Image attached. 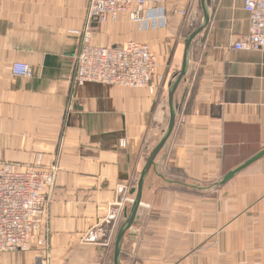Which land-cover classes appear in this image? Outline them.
Returning a JSON list of instances; mask_svg holds the SVG:
<instances>
[{
  "label": "crops",
  "instance_id": "1",
  "mask_svg": "<svg viewBox=\"0 0 264 264\" xmlns=\"http://www.w3.org/2000/svg\"><path fill=\"white\" fill-rule=\"evenodd\" d=\"M87 3L0 0V162L46 165L60 152L38 234L48 240L49 264H113L130 206L125 199L133 198L166 131L183 43L200 27L194 8L185 21L170 14L157 29L125 17L102 25L92 19L91 46L136 41L150 48L155 90L101 84L73 90L74 32L84 26ZM205 4L209 22L191 43L174 96L175 126L144 181L119 264H264V156L220 185L264 150V53L230 49L248 33L244 0ZM15 62L30 65L33 76L13 77ZM0 264H30V257L0 253Z\"/></svg>",
  "mask_w": 264,
  "mask_h": 264
},
{
  "label": "built area",
  "instance_id": "2",
  "mask_svg": "<svg viewBox=\"0 0 264 264\" xmlns=\"http://www.w3.org/2000/svg\"><path fill=\"white\" fill-rule=\"evenodd\" d=\"M196 0H88L85 23L74 59L71 88L86 84L115 85L123 88L155 90L156 56L140 42L128 41L119 48L91 46L89 22L99 25L107 20L125 17L148 28H163L170 14L186 20ZM169 6L171 7L169 9ZM248 33L234 42V51L264 53V0H244ZM15 78L33 76L30 65L15 62L11 66ZM121 146L124 141H121ZM60 152L55 151L46 165H21L0 162V253L30 252V264H49L48 240L39 236L46 219L55 187ZM127 197L125 202L132 203Z\"/></svg>",
  "mask_w": 264,
  "mask_h": 264
},
{
  "label": "water",
  "instance_id": "3",
  "mask_svg": "<svg viewBox=\"0 0 264 264\" xmlns=\"http://www.w3.org/2000/svg\"><path fill=\"white\" fill-rule=\"evenodd\" d=\"M199 3H200V7L203 13L202 23L200 27L192 31L184 40L180 71L168 90L169 120H168V124L166 127V131L163 137L161 138V140L159 141V143L157 144V146L150 153L144 167L142 168L140 172L139 179L136 183V186L132 188L130 191V195L133 196V201L131 205L128 208H125L124 210V221L119 227L116 238H115V242L113 246V264H119V256L121 252V246H122L124 235L132 228V226L135 224V221L137 219V211L141 203L144 181L150 169L154 168L155 159L160 154V152L163 149H165V147L167 146L168 140L175 126L176 111H175V105H174V96H175V93L180 83L184 80V77L187 73L191 43L193 39L207 27L208 22H209L205 0H199ZM263 156H264V150L259 152L256 156L249 159L245 163H243L241 166L229 172L227 175H225L222 181L220 182V185H223L224 183H226L235 174H237L242 169H244L245 167H247L248 165H250L251 163L260 159Z\"/></svg>",
  "mask_w": 264,
  "mask_h": 264
},
{
  "label": "rangeland",
  "instance_id": "4",
  "mask_svg": "<svg viewBox=\"0 0 264 264\" xmlns=\"http://www.w3.org/2000/svg\"><path fill=\"white\" fill-rule=\"evenodd\" d=\"M194 13L197 15L198 25H201V23H202V11H201V8L199 5V0L196 1L195 7H194ZM24 253L26 255H28V257H30V255H31L29 251L23 252V254Z\"/></svg>",
  "mask_w": 264,
  "mask_h": 264
}]
</instances>
